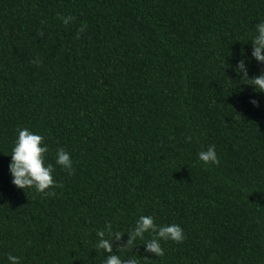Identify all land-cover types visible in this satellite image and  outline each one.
Masks as SVG:
<instances>
[{"label":"trees","instance_id":"obj_1","mask_svg":"<svg viewBox=\"0 0 264 264\" xmlns=\"http://www.w3.org/2000/svg\"><path fill=\"white\" fill-rule=\"evenodd\" d=\"M261 20L264 0H0V264H264V92L233 70L264 72ZM18 127L47 145L44 193L11 182ZM140 215L183 240L128 245Z\"/></svg>","mask_w":264,"mask_h":264},{"label":"clouds","instance_id":"obj_2","mask_svg":"<svg viewBox=\"0 0 264 264\" xmlns=\"http://www.w3.org/2000/svg\"><path fill=\"white\" fill-rule=\"evenodd\" d=\"M61 19L63 24H68L72 17L65 16ZM83 28L84 26H81L77 31V38L79 37V32L83 31ZM255 28V34L250 38L253 44L251 56L258 62L264 63V20L258 22ZM233 70L242 80L253 85L257 91L264 92V72L249 77L243 58L236 61ZM250 103L256 105L258 101L255 98H251ZM42 140L43 137L39 133L31 131L27 127L17 128L16 138L9 152L11 159L8 164L11 182L14 186L21 189L34 188L36 192L44 193L46 188L55 184L53 165L45 163L43 154L47 151V145L42 144ZM197 155L198 159L205 164L218 162L213 145H209L206 150H201ZM55 163L71 174L73 170L72 160L70 154L63 148L56 149ZM105 232L108 233V237L110 238L113 235L119 237L121 232L113 231L110 223H106L103 229H98L96 232L97 241L95 247L112 253L110 238H105ZM145 232L154 233L153 237L145 242V252L151 251L156 255H163L160 240L179 242L184 238L183 229L179 224L157 225L154 223L152 216L140 215L135 220L131 232H129L127 244L131 245L136 238H143ZM7 261L9 264H20V257L9 253L7 254ZM103 264H138V260L135 257L121 259L116 254H110L103 261Z\"/></svg>","mask_w":264,"mask_h":264}]
</instances>
